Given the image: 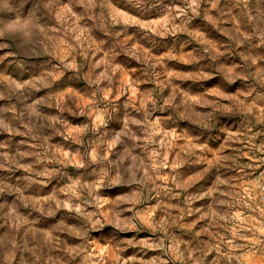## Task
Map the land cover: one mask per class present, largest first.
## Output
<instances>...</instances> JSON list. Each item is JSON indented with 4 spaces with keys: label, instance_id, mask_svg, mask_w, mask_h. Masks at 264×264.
<instances>
[{
    "label": "clouds",
    "instance_id": "clouds-1",
    "mask_svg": "<svg viewBox=\"0 0 264 264\" xmlns=\"http://www.w3.org/2000/svg\"><path fill=\"white\" fill-rule=\"evenodd\" d=\"M0 264H264V0H0Z\"/></svg>",
    "mask_w": 264,
    "mask_h": 264
}]
</instances>
